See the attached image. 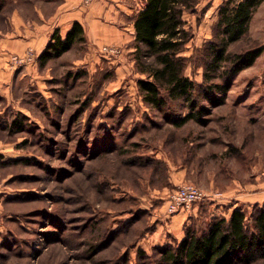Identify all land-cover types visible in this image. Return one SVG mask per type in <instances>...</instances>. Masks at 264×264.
<instances>
[{"label": "rangeland", "instance_id": "374dc122", "mask_svg": "<svg viewBox=\"0 0 264 264\" xmlns=\"http://www.w3.org/2000/svg\"><path fill=\"white\" fill-rule=\"evenodd\" d=\"M223 1L184 15L200 121L176 124L190 101H145L134 39L113 54L76 42L42 63L28 48L0 65V264H164L159 249L188 226L264 206V49L229 75L233 54L264 48V3L208 67ZM186 182L206 197L171 223L168 192Z\"/></svg>", "mask_w": 264, "mask_h": 264}, {"label": "trees", "instance_id": "16d2710c", "mask_svg": "<svg viewBox=\"0 0 264 264\" xmlns=\"http://www.w3.org/2000/svg\"><path fill=\"white\" fill-rule=\"evenodd\" d=\"M199 1L146 0L133 22L136 64L146 75V79L137 81L139 90L152 105L160 106L165 96L190 101V111L176 122L178 126L190 119L200 121L206 109L193 98L199 84L184 74L187 57L182 54L192 37L191 29L185 27L184 15L196 14ZM263 3L264 0H224L219 5L218 39L208 50L213 57L208 67L221 62L229 45L247 33L253 14ZM84 39L79 22H74L63 38L55 30L38 60L42 63L57 57ZM263 49V46L253 47L233 54L229 75L252 65ZM227 87L228 84L220 86L219 92ZM208 99L212 103L221 101L211 95ZM159 252L164 264H251L264 258V206L255 208L251 218L241 209L233 208L228 217L213 218L203 230L188 226L180 241L160 248Z\"/></svg>", "mask_w": 264, "mask_h": 264}, {"label": "crops", "instance_id": "0c3cea01", "mask_svg": "<svg viewBox=\"0 0 264 264\" xmlns=\"http://www.w3.org/2000/svg\"><path fill=\"white\" fill-rule=\"evenodd\" d=\"M145 1L94 0L86 6L82 0H0V65L28 48L39 56L55 30L63 38L74 22L83 26L89 44H125L135 38L133 22ZM184 215L177 212L171 223Z\"/></svg>", "mask_w": 264, "mask_h": 264}, {"label": "built area", "instance_id": "2783aa9c", "mask_svg": "<svg viewBox=\"0 0 264 264\" xmlns=\"http://www.w3.org/2000/svg\"><path fill=\"white\" fill-rule=\"evenodd\" d=\"M94 0H82L83 5H90ZM106 53L113 54L117 51L114 46L103 47ZM205 192L201 187L193 183H182L170 190L166 199V211L170 214L179 212L180 210H188L193 204L204 200Z\"/></svg>", "mask_w": 264, "mask_h": 264}]
</instances>
